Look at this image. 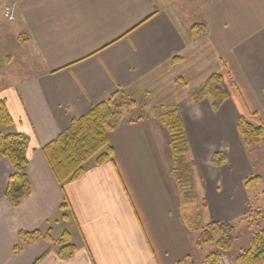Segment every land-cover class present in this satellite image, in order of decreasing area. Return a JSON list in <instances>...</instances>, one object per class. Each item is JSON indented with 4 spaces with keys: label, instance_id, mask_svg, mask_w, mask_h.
Instances as JSON below:
<instances>
[{
    "label": "crops",
    "instance_id": "crops-1",
    "mask_svg": "<svg viewBox=\"0 0 264 264\" xmlns=\"http://www.w3.org/2000/svg\"><path fill=\"white\" fill-rule=\"evenodd\" d=\"M178 2L4 0L0 11L8 8L25 60L0 67V98L13 120L3 132L29 137L32 190L18 207L6 199L13 168L0 154V264H204L210 252H199L185 206H201L204 224L264 227V160L245 150L237 131L241 116L264 125V0H206L198 16L184 15ZM195 23L206 27L198 38ZM213 74L229 93L217 111L209 99L194 101ZM117 91L137 105L110 134L113 160L92 159L80 178L60 184L43 147ZM164 105L178 106L188 135L190 202L171 174L168 131L151 113ZM217 152L224 165L212 164ZM255 175L259 183L247 188ZM35 229L53 240L20 239ZM65 232L76 246L70 258L58 255ZM230 251L220 264H239Z\"/></svg>",
    "mask_w": 264,
    "mask_h": 264
},
{
    "label": "trees",
    "instance_id": "trees-1",
    "mask_svg": "<svg viewBox=\"0 0 264 264\" xmlns=\"http://www.w3.org/2000/svg\"><path fill=\"white\" fill-rule=\"evenodd\" d=\"M206 32L204 23H195L190 27V34L198 38ZM179 57L174 60L177 61ZM2 64H0V67ZM229 98V93L223 86V77L220 74L211 75L194 97L195 102L209 99L212 109L217 111ZM136 102L130 99L123 91H117L108 99L93 107L86 114L75 118L71 125L62 131L54 140L43 147L46 159L60 184L80 178L86 164L94 159L97 165H103L113 160L114 150L110 143V134L123 122L124 115L136 107ZM152 116L168 131L169 144L172 149L171 174L174 177L180 196H185L184 202L196 199L194 185V161L188 158L190 150L188 135L182 119L180 109L176 105L156 106L151 110ZM12 117L7 109L6 101L0 98V154L11 164L13 172L9 178L5 192L6 199L14 206H20L23 199L31 193L29 179L28 146L29 137L20 132L4 133L3 128L11 127ZM237 131L247 152L260 143H264V125H256L246 117L241 116L237 122ZM223 152L214 153L212 164L221 166L226 163ZM260 181L255 175L245 181L247 188H254ZM62 209L69 208L67 200L61 205ZM67 215L64 214L63 218ZM188 217V226L199 232V244H215L216 249L210 252L205 264H220L222 254L227 253L236 239V225L231 222H209L204 224L195 222ZM20 239L34 241L40 237L50 238L49 230L20 231ZM69 233L65 232L60 240L61 247L58 255L61 258H70L76 251V246L70 241ZM52 241L53 239L50 238ZM18 247H16V250ZM239 264L264 263V229L256 232L249 246L236 256Z\"/></svg>",
    "mask_w": 264,
    "mask_h": 264
},
{
    "label": "rangeland",
    "instance_id": "rangeland-1",
    "mask_svg": "<svg viewBox=\"0 0 264 264\" xmlns=\"http://www.w3.org/2000/svg\"><path fill=\"white\" fill-rule=\"evenodd\" d=\"M205 1L206 0H179L178 4H180V10L183 12L184 15L188 11L192 10L191 14L198 16L200 14V9L204 5ZM4 11H5V8L2 11H0V64H3L5 66L9 62L8 59H10V60H12L11 61V65H12L11 68L12 67L21 68L22 64L24 63L25 57L23 55L22 49H20L21 47L17 44V41H15L13 39L12 31L14 29V24H12V22L9 20V18L5 16ZM24 73H27V72L24 70ZM129 111H131V110H129ZM256 125H259V124H256ZM263 145L264 144L260 143L258 145L253 146L249 150V153L252 154V152H253L254 155L258 154L259 155L258 157L259 158L261 157V159L264 160L263 159V155H264ZM190 155H191V150H189V153L187 155L189 159L191 158ZM252 159L254 160V156L252 157ZM258 193L259 192L257 191L255 193H252V195H251L252 202L254 203V205L256 207L260 206V204L262 202V201L260 202V200H259L260 198H259ZM260 197L262 198L261 194H260ZM184 198H185V196L182 194V201H184ZM200 203H201V199H200ZM185 207H186V209L188 208L187 216H194L193 218H195L194 219L195 222L200 223V221L205 220L206 212L204 209H201L202 208L201 206L200 207L197 206V208L195 205H193L192 207L191 206H185ZM189 207H191V209H189ZM198 209H200V210H198ZM263 209L264 208H262V210ZM263 213H264V211H263ZM188 222H190V221H188ZM190 223L192 224V222H190ZM252 223H253L252 229L249 232L247 231V229L243 228V227H248V222L242 221L240 223H236V239H235L234 244L231 248V251H230L231 254L236 255V254H239L240 252H242L243 250H245L249 246L250 241L252 239V236L261 229V228L258 229L257 227L258 226L261 227L262 224L257 223L255 221H253ZM187 224H189V223H187ZM262 229H264V227ZM215 249H216L215 244H204L203 248H201V250L199 252L200 253L214 252Z\"/></svg>",
    "mask_w": 264,
    "mask_h": 264
},
{
    "label": "flooded vegetation",
    "instance_id": "flooded-vegetation-1",
    "mask_svg": "<svg viewBox=\"0 0 264 264\" xmlns=\"http://www.w3.org/2000/svg\"><path fill=\"white\" fill-rule=\"evenodd\" d=\"M2 3L4 4V0H0V7H1Z\"/></svg>",
    "mask_w": 264,
    "mask_h": 264
}]
</instances>
